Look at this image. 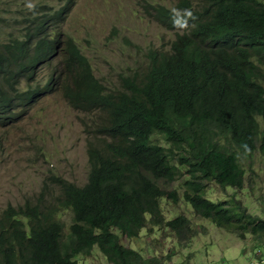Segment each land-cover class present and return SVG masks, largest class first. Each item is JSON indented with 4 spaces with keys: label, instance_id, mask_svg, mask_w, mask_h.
Wrapping results in <instances>:
<instances>
[{
    "label": "trees",
    "instance_id": "trees-1",
    "mask_svg": "<svg viewBox=\"0 0 264 264\" xmlns=\"http://www.w3.org/2000/svg\"><path fill=\"white\" fill-rule=\"evenodd\" d=\"M187 1L179 0L176 8L188 7ZM147 5L162 25L174 30L170 49L148 53L153 74L143 93L111 91L119 108L131 115L134 121L128 122L139 137L116 148L104 139L100 144L90 139L89 170L82 185L52 175L56 192L47 196L41 191L36 201L3 209L0 264H79L78 256L95 246L112 264H157L123 246L112 228L137 237L147 222L159 224L162 198L174 203L182 199L194 213L240 238L251 235L255 248L264 244V217L250 213L233 193L206 195L210 182L221 189L244 188L247 172L255 170L243 162L254 152L264 158V33L257 45L262 66L242 51L238 68L227 77L219 57L230 45L224 31L216 30L223 18L207 25L202 12L191 10L185 26L164 4ZM28 14L25 20L32 24L24 36L0 43V126L17 119L40 96L55 92L76 109L111 111V99L99 94L105 87L93 64L80 55L84 46L73 44V36L63 30L50 32L39 16ZM247 21L264 25V3L253 7ZM43 65L49 71L43 82H35L36 68ZM109 124L123 136L124 123L110 118ZM87 131L93 133L89 124ZM155 134L169 147L154 143ZM157 180L179 181L183 190L168 192ZM60 209L71 212L68 228L58 217ZM165 227L179 241L196 233L184 214Z\"/></svg>",
    "mask_w": 264,
    "mask_h": 264
},
{
    "label": "rangeland",
    "instance_id": "rangeland-1",
    "mask_svg": "<svg viewBox=\"0 0 264 264\" xmlns=\"http://www.w3.org/2000/svg\"><path fill=\"white\" fill-rule=\"evenodd\" d=\"M177 1L74 0V9L62 30L84 46L96 75L111 86L117 83L121 74L134 69L144 70L149 49L167 48L175 36L173 30L160 26L153 19L147 2L173 9ZM25 2L32 7L37 5V0H0V41L10 36L23 37L32 24L31 20H25ZM111 28L118 31L119 46L111 61H105L108 48L106 45L102 48V44ZM47 72L45 65L37 67L35 82H43ZM23 87L25 84L20 85V89ZM86 123H90L88 115L72 108L55 92L40 96L25 107L17 119L0 126V212L8 205L36 201L41 191L47 196L56 192L58 187L50 181L52 175H60L78 185L85 182L89 170L86 147L90 140ZM153 141L166 146L161 137L153 138ZM247 162L255 173L247 172L249 180L244 188L221 189L210 182L206 195L221 198L233 193L246 204L250 213L264 217V158L254 152L243 163ZM157 184L165 190L177 189L179 193L183 190L179 181L157 180ZM160 207L163 218L159 224L147 222L136 238L120 236L123 246L137 248L143 256L155 259L157 264H264V244L255 248L256 241L251 235L240 238L235 232L217 227L194 213L182 199L174 203L163 198ZM179 214L190 220L192 230L196 232L188 240L179 241L165 227L168 220ZM71 216L69 209H60L58 217L65 228H68ZM79 263L112 264L94 249L87 256H80Z\"/></svg>",
    "mask_w": 264,
    "mask_h": 264
},
{
    "label": "clouds",
    "instance_id": "clouds-1",
    "mask_svg": "<svg viewBox=\"0 0 264 264\" xmlns=\"http://www.w3.org/2000/svg\"><path fill=\"white\" fill-rule=\"evenodd\" d=\"M73 1L74 0H37V5L35 7H32L28 3L25 2L27 6L26 16L29 15L28 13L33 12L34 15H37L41 18L40 23L42 27H45L50 32L59 31V30H62V26L66 22L67 18L69 17L70 11L74 9ZM177 3H175L172 9V13H173L172 18L175 17L179 24H182L185 26H187V20L191 16L190 14L191 10H197L199 12H202L203 20L207 23V25L216 23L221 18H223L220 21L216 29V30L224 31L223 33L226 34V39L224 38V41L228 42L230 45L226 49H223L221 56L219 57L223 75L228 77L233 74L236 68H238L239 62L241 60L242 51H246L248 53V57L246 59H249L250 61L254 62L260 67L262 66L261 53L257 49V45H258V41L260 40L259 36H261V34L264 33V25L261 22L257 24L253 23V25H249L247 20H248V14L252 13L253 7L258 3H264V0H188L187 1L188 7L186 8H183L180 6L176 8ZM13 9H14L15 14L17 15V9L15 7ZM64 14H65V18L63 17ZM151 15L153 19L160 26L167 28L165 25H162V23H160L155 18L153 13ZM17 18H18V15H17ZM35 23L37 24L36 21ZM175 30H177L176 32L178 33H182L184 29H175ZM250 32H253L255 34L250 33ZM41 36L43 38V35ZM10 37H13V36H10ZM9 38H7L6 40L4 39L3 41H8ZM118 39H119L118 31L115 28H111L109 30V36H107V38L104 40L102 44V48L104 45H106L108 48V55L104 59L105 61H111L112 54L116 52L119 46ZM3 41H0V43H3ZM71 41L73 42V44H76L79 46L82 45L78 40H75L74 38ZM170 43H169V46L164 49H157V48L149 49V51L146 54V57L150 51L169 50L170 45H171ZM84 54L91 61V57L89 56L90 54L88 52L83 51V53H81L80 55H84ZM93 73L95 74L96 77H98L95 73V69ZM152 74H153V64L150 65V62L147 59V63H146L144 70L134 69L128 74H121L117 83L111 86L105 84L98 77L105 87V89H100L99 94L102 97L111 99L113 103L112 110L109 111L106 109H103V110L97 109V110H91V111H86V110L82 111L78 109L81 112H84L86 115H88V122L90 121V123H86V129H87V124H89L90 128L93 130V133L89 132L90 133L89 137L93 141V143L100 144L101 139H104L107 146H111V148H116L119 145H121L123 141H131L139 137V135H137L131 130L130 123L128 122V121H134L131 115L123 112L119 108L114 98V95L111 93V91H114L116 93H120L123 91L143 93L145 86L149 84V82H151ZM262 84L264 85V81H262ZM58 96L62 98L60 94H58ZM110 118H112L113 121H120L124 123L125 131L123 133V136H121V134L118 131H115L114 129L111 128L109 124ZM158 137L162 138L166 146L158 142H155L153 140L152 141L165 148L169 147V143L166 142V140L164 139L162 135L155 134L153 136V138L156 140H158ZM58 176L62 177L60 175ZM166 183H169V182H166ZM167 191L169 192L171 190H167ZM52 197L54 196L52 195ZM146 218H148V216H146ZM145 227L146 226L141 228L137 237L141 235V233L143 232L142 230ZM112 232L115 233L119 238L120 236H122L120 231L116 228H112ZM129 248L133 251H136L140 255V257L145 261L152 259L151 256H146V257L143 256V253L137 248H131V247ZM93 249L99 251L96 246L93 247ZM87 255L84 254L81 256H87ZM77 259L79 262L80 256H78Z\"/></svg>",
    "mask_w": 264,
    "mask_h": 264
}]
</instances>
